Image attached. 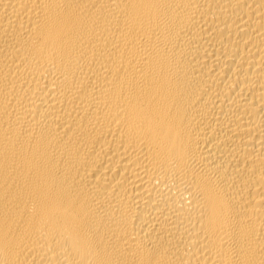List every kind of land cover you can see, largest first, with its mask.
Instances as JSON below:
<instances>
[{"label":"bare ground","instance_id":"1","mask_svg":"<svg viewBox=\"0 0 264 264\" xmlns=\"http://www.w3.org/2000/svg\"><path fill=\"white\" fill-rule=\"evenodd\" d=\"M0 264H264V0H0Z\"/></svg>","mask_w":264,"mask_h":264}]
</instances>
